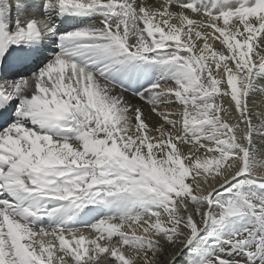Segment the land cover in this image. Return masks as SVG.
<instances>
[{
  "label": "bare ground",
  "instance_id": "obj_1",
  "mask_svg": "<svg viewBox=\"0 0 264 264\" xmlns=\"http://www.w3.org/2000/svg\"><path fill=\"white\" fill-rule=\"evenodd\" d=\"M0 14V264H264V0Z\"/></svg>",
  "mask_w": 264,
  "mask_h": 264
},
{
  "label": "rangeland",
  "instance_id": "obj_2",
  "mask_svg": "<svg viewBox=\"0 0 264 264\" xmlns=\"http://www.w3.org/2000/svg\"><path fill=\"white\" fill-rule=\"evenodd\" d=\"M22 74L24 75L23 72H19V73H17L18 76H20V75H22ZM237 198H241V196H238ZM241 205H242V207H243V204H242V203H241Z\"/></svg>",
  "mask_w": 264,
  "mask_h": 264
}]
</instances>
